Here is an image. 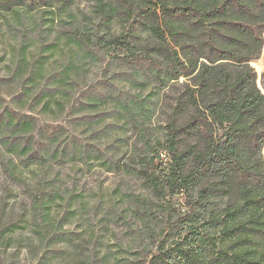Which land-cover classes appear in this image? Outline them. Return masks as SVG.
<instances>
[{
  "label": "trees",
  "instance_id": "1",
  "mask_svg": "<svg viewBox=\"0 0 264 264\" xmlns=\"http://www.w3.org/2000/svg\"><path fill=\"white\" fill-rule=\"evenodd\" d=\"M56 3L71 5L0 0V17L24 30L35 7ZM71 16L70 32L18 47L0 76V146L36 169L30 178L7 167L17 187L36 185L25 218L0 222V247L26 221L27 264H264V91L252 66L264 0H95L91 14ZM119 81L151 91L127 93ZM163 88L173 112L163 132H149ZM118 121L137 128L132 143L114 136ZM66 159L122 180L98 194L100 220L80 232L40 190ZM188 159L200 167L182 176Z\"/></svg>",
  "mask_w": 264,
  "mask_h": 264
},
{
  "label": "rangeland",
  "instance_id": "2",
  "mask_svg": "<svg viewBox=\"0 0 264 264\" xmlns=\"http://www.w3.org/2000/svg\"><path fill=\"white\" fill-rule=\"evenodd\" d=\"M70 1L71 5L63 9L58 3L54 4L52 9L44 6L35 7L30 17H26L24 25H27V28L23 26L26 28L24 30L20 24L14 27L9 25L7 19L0 17V76L7 74L10 55L18 47L23 48L26 52H31L39 45L49 46L55 36H59L60 34L63 36L71 31V15L84 17L93 11L95 0ZM50 10L57 12L55 23L51 27H49L50 21H52ZM38 25H41L43 28L44 37L38 35L36 31V26ZM252 66L258 75V86L264 91V46L260 58L253 62ZM187 80L188 78L183 77L181 82ZM118 87L122 91L131 94H147L151 91L150 85L143 88L141 85L126 81H119ZM173 97L174 94L170 89L163 88L161 90L159 114L157 113L152 121L145 126L149 132L155 133L165 130L169 115L173 112L174 105H171ZM105 107L108 111H111L113 108L110 102ZM116 134L114 136L121 135L130 143L139 135L136 127L123 125L122 121H118ZM94 139H97V137H94ZM94 142L98 141L94 140ZM14 164L17 165L18 170L30 178L32 170H36L35 165L31 166L32 164L26 159L14 158L0 146V222H2V227L5 229L8 227L7 224L13 221L16 222V220H23L21 218H25L27 211L33 207L32 201L28 196L31 190H33L31 188H34L33 186L36 185V182H30V179L26 178L25 184L27 186L24 188L17 187L6 171L7 167ZM199 167L200 164L194 159H188L180 166V174L182 176L191 175ZM53 168L54 171L52 173L54 176L50 177L46 182L43 181L40 184L42 187L40 190L45 189L44 195L49 198L48 204L54 216L64 220L65 228L75 232H80L87 228L88 225L86 223L97 225L100 218H97L94 214L95 199L98 197V194H102L104 191L115 190L117 185L122 184V180H119V177L113 173L106 172L95 161L87 166L79 161L66 159L60 165H54ZM169 175L170 171L168 168L165 176ZM38 187L36 186L35 188ZM120 209L123 210V208ZM25 222H20L19 229L7 235L11 238V242L7 247H0V264H27L24 260L26 254L24 247H27L29 240L32 238L34 227L32 224H26Z\"/></svg>",
  "mask_w": 264,
  "mask_h": 264
}]
</instances>
